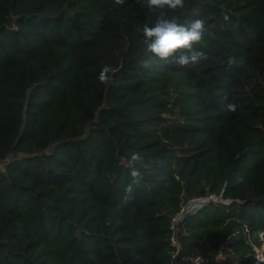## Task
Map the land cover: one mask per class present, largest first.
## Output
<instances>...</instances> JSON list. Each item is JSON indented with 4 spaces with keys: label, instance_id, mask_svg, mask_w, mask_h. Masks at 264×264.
I'll return each mask as SVG.
<instances>
[{
    "label": "trees",
    "instance_id": "obj_1",
    "mask_svg": "<svg viewBox=\"0 0 264 264\" xmlns=\"http://www.w3.org/2000/svg\"><path fill=\"white\" fill-rule=\"evenodd\" d=\"M165 12L207 60L145 68L142 0H0V264H264V0Z\"/></svg>",
    "mask_w": 264,
    "mask_h": 264
},
{
    "label": "clouds",
    "instance_id": "obj_2",
    "mask_svg": "<svg viewBox=\"0 0 264 264\" xmlns=\"http://www.w3.org/2000/svg\"><path fill=\"white\" fill-rule=\"evenodd\" d=\"M115 2L121 4L123 0H115ZM142 3L150 14L159 13L151 25L144 23L135 28V31L144 38L145 54L148 56V59L142 62L145 68L150 67L156 59L160 61L171 59L178 67L197 65L208 59L203 51L193 48V44L202 40L205 31L204 19L198 18L181 24L178 17H169L165 12L166 9L169 12L183 9L185 0H142ZM224 19L227 21L228 16L226 15ZM235 63L234 57H229L226 61L229 68ZM108 71L109 68L106 66L99 76L101 82L108 81ZM224 101H227V97L224 98ZM221 107L225 112H235L237 109V105L231 101L222 102ZM138 159V154L134 153L131 157L130 167H132V162ZM130 177L131 183L125 190L127 193H131L133 185H138L142 179L140 172L134 167L130 171Z\"/></svg>",
    "mask_w": 264,
    "mask_h": 264
},
{
    "label": "built area",
    "instance_id": "obj_3",
    "mask_svg": "<svg viewBox=\"0 0 264 264\" xmlns=\"http://www.w3.org/2000/svg\"><path fill=\"white\" fill-rule=\"evenodd\" d=\"M2 170V168H1ZM211 201H215V197L214 196H210L207 198H194L191 201H189L188 203L184 204L181 208H180V212L173 216L171 222H170V230L175 232L176 230V223L181 219L182 216L184 215H194L196 214V212L205 204L211 202ZM224 203H228V201H225ZM193 205L192 207H188L189 205ZM165 243L173 248L179 249V243L177 242L176 238L174 236L168 238L165 240ZM256 252H258V249L255 248V257L257 262H264L261 261V259L258 257L259 255H256ZM175 253L172 255V258H174ZM218 259L223 260V261H228L227 264H237V262L233 259V257L225 252H220L218 254ZM192 261L195 264H200L203 263L204 260L202 259L201 256H196L194 258H192Z\"/></svg>",
    "mask_w": 264,
    "mask_h": 264
},
{
    "label": "rangeland",
    "instance_id": "obj_4",
    "mask_svg": "<svg viewBox=\"0 0 264 264\" xmlns=\"http://www.w3.org/2000/svg\"><path fill=\"white\" fill-rule=\"evenodd\" d=\"M1 168H2V166H0V170H1ZM217 200H221L220 198H216L215 197V201H217ZM193 205H189L188 207H192ZM261 236V241H263L262 242V246H261V248H257L258 249V252H256V255H259L258 257L261 259V261H264V239H263V235H260Z\"/></svg>",
    "mask_w": 264,
    "mask_h": 264
}]
</instances>
